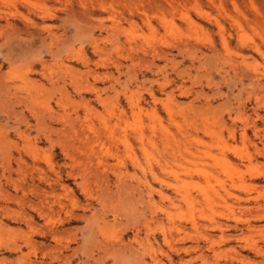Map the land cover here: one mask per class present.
<instances>
[{"label":"rangeland","instance_id":"obj_1","mask_svg":"<svg viewBox=\"0 0 264 264\" xmlns=\"http://www.w3.org/2000/svg\"><path fill=\"white\" fill-rule=\"evenodd\" d=\"M263 223L264 0H0V264H264Z\"/></svg>","mask_w":264,"mask_h":264},{"label":"crops","instance_id":"obj_2","mask_svg":"<svg viewBox=\"0 0 264 264\" xmlns=\"http://www.w3.org/2000/svg\"><path fill=\"white\" fill-rule=\"evenodd\" d=\"M264 225V223L263 224H260L259 226H263ZM227 234H229V235H236V234H238V233H227Z\"/></svg>","mask_w":264,"mask_h":264}]
</instances>
